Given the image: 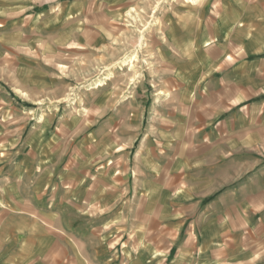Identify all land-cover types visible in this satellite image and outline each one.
I'll return each instance as SVG.
<instances>
[{"label": "crops", "instance_id": "1", "mask_svg": "<svg viewBox=\"0 0 264 264\" xmlns=\"http://www.w3.org/2000/svg\"><path fill=\"white\" fill-rule=\"evenodd\" d=\"M91 5L0 0V65L45 30L77 42ZM192 19L172 21L119 172L84 191L78 178L69 191L0 181V264H264V0H217Z\"/></svg>", "mask_w": 264, "mask_h": 264}, {"label": "rangeland", "instance_id": "2", "mask_svg": "<svg viewBox=\"0 0 264 264\" xmlns=\"http://www.w3.org/2000/svg\"><path fill=\"white\" fill-rule=\"evenodd\" d=\"M91 4V22L79 24L83 36L77 42L64 40L69 29L63 28L56 45L53 32L45 30L38 39L20 41L25 54L14 56L12 68L0 65V181L26 176L30 191L40 180H61L59 191H69L78 178V190L84 191L87 176L101 180L102 174L119 172V147L130 143L124 139L132 133L129 118L145 92L155 93L172 21L212 15L217 0ZM40 47L45 54L35 53ZM142 105L145 126L151 105Z\"/></svg>", "mask_w": 264, "mask_h": 264}, {"label": "bare ground", "instance_id": "3", "mask_svg": "<svg viewBox=\"0 0 264 264\" xmlns=\"http://www.w3.org/2000/svg\"><path fill=\"white\" fill-rule=\"evenodd\" d=\"M197 0H186V2H190V3H194L196 2Z\"/></svg>", "mask_w": 264, "mask_h": 264}]
</instances>
